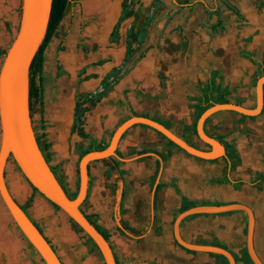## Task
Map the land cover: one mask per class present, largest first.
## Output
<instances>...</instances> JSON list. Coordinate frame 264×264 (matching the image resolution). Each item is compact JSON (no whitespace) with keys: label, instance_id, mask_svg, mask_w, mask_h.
Here are the masks:
<instances>
[{"label":"crops","instance_id":"0c3cea01","mask_svg":"<svg viewBox=\"0 0 264 264\" xmlns=\"http://www.w3.org/2000/svg\"><path fill=\"white\" fill-rule=\"evenodd\" d=\"M5 1L14 6L16 0H3V9ZM161 1L164 6L156 18L164 20L151 34L155 39L143 44L148 51L134 74V82L139 83L135 85L137 90L124 93L122 87L103 98L92 120L85 122L88 139L72 134L79 97L77 78L73 92L64 95L54 89L53 98L47 101L46 85L55 76L63 77L58 76V66L66 71L59 63L51 74L49 48L46 51L44 120L47 125L55 124V140H49L57 156L53 165L58 166L72 154L71 165L61 171L71 191L77 188L81 154L93 143L109 145L115 130L133 116L157 121L192 146L207 150L208 145L198 138L194 128L200 109L208 103L218 104L215 100L221 96L228 103L256 107V85L264 69V24L259 16L264 0H231L233 9L221 8L218 0ZM171 17L170 24H166ZM240 17L246 18L247 24L241 26ZM231 19L235 22L228 28ZM218 22L224 26L222 32L212 29ZM248 53L258 65L243 56ZM205 131L225 148H234L240 164L228 155L213 161L197 158L171 144L158 131L135 125L122 137L117 157L89 165V211L85 213L98 216L97 223L109 236L117 264H224L223 255L187 250L176 241L175 222L182 212L192 208L183 211L184 199L194 202L193 207L243 204L251 208L255 215L254 248L264 263V182L260 190L255 185L256 179L264 176V109L256 117L219 111L205 123ZM6 171L7 184L9 172L19 177L21 184L25 180L15 166ZM218 179L230 182L213 183ZM240 180L244 184L237 187L235 182ZM32 196L33 208L30 211L28 207L31 218L43 231V225L50 229L38 209L42 205L49 213L44 197L35 196L27 188L26 194L18 198L13 195L21 204H27ZM247 230L244 211L195 214L180 224L186 242L224 248L237 264H248ZM44 234L58 253L54 241ZM53 235L69 262L77 264L79 256L71 250V239L66 243L58 231ZM87 264H96V258Z\"/></svg>","mask_w":264,"mask_h":264},{"label":"water","instance_id":"95a60500","mask_svg":"<svg viewBox=\"0 0 264 264\" xmlns=\"http://www.w3.org/2000/svg\"><path fill=\"white\" fill-rule=\"evenodd\" d=\"M54 0H22L21 19L15 38L8 49L0 71V198L11 219L23 236L32 245L45 264H64L58 253L41 233L31 218L14 199L5 178L9 158L18 165L23 177L47 201L60 210L93 240L105 264H117L110 243L89 221L82 211L89 188V165L94 161L117 157V149L123 135L135 125L148 126L186 153L197 158L213 161L226 157L225 146L205 131L208 118L219 111H234L248 117L262 114L264 109V76L256 85V107L246 108L234 103L214 104L206 109L197 122L198 138L209 146L203 150L196 148L177 136L164 125L150 118L133 116L123 122L114 132L109 145L103 150L87 153L79 162V190L75 199H70L59 183L42 154L32 126L29 109V72L49 27ZM244 211L248 216L247 249L254 264H264L254 248L255 215L251 208L243 204L223 206L202 205L192 207L180 214L175 222V239L187 250L213 253L225 256L229 264H237L233 254L221 247L195 245L186 242L180 234L181 222L195 214H221Z\"/></svg>","mask_w":264,"mask_h":264},{"label":"rangeland","instance_id":"374dc122","mask_svg":"<svg viewBox=\"0 0 264 264\" xmlns=\"http://www.w3.org/2000/svg\"><path fill=\"white\" fill-rule=\"evenodd\" d=\"M89 1V2H88ZM124 0H115L116 15L113 20L104 26V16L100 12L97 6L96 0H76V5L67 14L63 20L60 31L59 39H54L49 47L47 60L50 64V73L56 72V65L61 63L66 71V75L62 78L55 76L52 83H48L47 86V101H51L53 98V91L61 90L64 95L73 92L74 81L77 78V91L79 95L84 93H91L95 98H101L100 101L90 109L85 115V122H89L94 117V113L97 112L98 104L106 98L111 92L125 89L124 93H133L139 84L134 82V74L138 70L141 59L145 57L148 49L143 48V44L149 43L155 36L151 35L154 28H157L158 24L163 22L164 17H157L159 10L163 8V2L161 0H136L134 8L138 13L137 19L134 17L123 19L122 18V3ZM3 0H0V71L8 49L13 42L16 32L19 27L22 10V0H16L14 6H11L9 1H5V7L2 8ZM90 3H93V7H88ZM215 3V2H213ZM221 8L233 9L231 0H218ZM177 14V13H176ZM261 17L260 21L264 24V8L259 12ZM171 17L166 21V24H170ZM102 20V21H101ZM235 20L228 21V28L234 25ZM240 25L247 24V19L240 17ZM209 23V21L207 22ZM135 24V32L138 33V44L133 46L137 47L133 56L127 57V41L132 25ZM118 25V35L113 37L115 27ZM228 28H226L228 30ZM76 58V60L74 59ZM72 61V62H71ZM76 61V62H75ZM49 110L47 116H49ZM52 110V108H51ZM40 114H34L31 117L32 126L35 135L40 133L39 128ZM49 121V117L47 118ZM54 122H50L47 126L48 140H55L56 129L54 128ZM74 134V133H72ZM0 139H1V124H0ZM55 147V146H54ZM53 149V146H52ZM67 158L63 160L58 166H54L57 161V156L54 153L51 165L58 167L59 173L69 168L71 165L72 154L66 155ZM79 163V162H78ZM77 163V183L79 179ZM14 166V162L10 161L7 168ZM18 171V170H17ZM62 176V175H61ZM8 185L11 192L15 197L24 195L26 191L20 193L15 191L14 185L20 184L30 192L32 187L25 180L20 182L19 177L15 176L12 172L8 173ZM70 190V194L74 193ZM34 193V191H33ZM35 196H39V193H34ZM33 202L28 204L30 211L33 208ZM89 201L84 207L85 211H89ZM47 211H39L44 216V223L50 226L48 229L43 225V229L46 235L55 243L58 253L62 256L67 264H71L64 254V251L59 246V243L54 240V231L59 233L63 241L70 242L71 250L77 252L79 259L77 264H87L96 258V264H105L103 258L97 251H93L92 246L87 243V237L84 233H79L77 229L72 225L71 221L61 211L57 210L49 201L47 202ZM0 228L5 235H10L13 242H19L20 248L16 254L17 263L19 264V257L22 256V264H44L43 260L34 248L30 246V243L23 236L22 232L17 228L14 221L7 213L5 206L0 198ZM7 226L10 230H7ZM70 234V236H69ZM71 237V238H70ZM15 262V263H16Z\"/></svg>","mask_w":264,"mask_h":264},{"label":"trees","instance_id":"16d2710c","mask_svg":"<svg viewBox=\"0 0 264 264\" xmlns=\"http://www.w3.org/2000/svg\"><path fill=\"white\" fill-rule=\"evenodd\" d=\"M136 0H124L122 3V18L123 19H128L131 17H134L137 19L138 13L134 8V3ZM76 5V0H54L53 1V8H52V13H51V19L49 23V27L46 33V36L36 54L34 57L31 67H30V72H29V109H30V116L32 117L34 114H40L41 115V120L39 121V128L38 130L40 133L36 134V140L38 143V146L44 155L46 161L48 164L51 165V161L53 160L54 153L52 151V143L48 140V134L46 133V130L48 128L45 120H44V65L46 61V51L49 48L50 44L55 38H59V30L61 27V24L63 20L66 18L67 14L72 10V8ZM215 32H222L224 30V26L222 22H218L215 26L212 28ZM118 35V25L115 27L114 32H113V37ZM138 33L135 32V24L132 25L130 33L128 35V41H127V52L126 55L127 57H131L135 54L136 49L134 48V44L138 43ZM244 57L252 61L253 63L257 64L258 63L254 60V56L252 54H243ZM66 73L63 71L61 66H58V76H64ZM261 76H264V69L260 72ZM101 98H95L93 94L91 93H84L79 95L78 101H77V106L75 109V122L72 127V133H77L80 137L83 139H88L89 136L86 134L84 126H85V115L87 112L90 111L92 107H94ZM216 102L220 104L228 103L229 100L225 98L224 96H221L215 100ZM211 104H207L203 109H200L197 113L196 116V121L194 124L195 132L197 133L196 126L198 119L200 116L203 114V112L210 107ZM209 118L207 119V121ZM206 121V122H207ZM148 127V126H145ZM168 128V127H167ZM169 129V128H168ZM161 134V133H160ZM162 135V134H161ZM125 134L123 135V137ZM163 136V135H162ZM165 139H167L165 136H163ZM169 142L175 146L172 141L169 140ZM108 145H97L93 143L86 151H84L81 154V158L84 155H86L89 152L96 151V150H103L107 147ZM228 152V157L231 160H236L237 165L240 164V159L237 157V154L235 152V149L232 147L226 148ZM79 160V162H80ZM107 160V159H104ZM108 160H112V158H108ZM79 165V163H78ZM116 165V164H115ZM233 169V167H232ZM51 170L55 174L56 178L58 179L60 184H63L66 187V184L64 183V180L62 176L60 175V171L58 167H53L51 166ZM79 174V170H78ZM230 179H218V180H213V183L217 184H224V183H229ZM264 182V176L259 177L256 179L255 185L257 188L260 190V185ZM236 186H241L244 184V181H237L235 182ZM62 186V185H61ZM33 188V187H32ZM79 190V179L77 183V188L76 191L72 194H69L68 197L70 199H75ZM34 193H39L37 189L33 188ZM40 194V193H39ZM33 201V198L30 199L29 204H31ZM184 202V207L183 211L193 207L195 205L194 202H190L187 199L183 200ZM52 204V203H51ZM88 204V196L85 200V202L82 204L81 208L82 211L85 213L84 207ZM57 210H60L58 206L55 204H52ZM86 214V213H85ZM86 217L89 219V221L97 228V230L105 237L107 241H109V236L107 235L106 232H104L101 227L98 225V216H92V215H87ZM72 225L77 229L79 233H84V231L78 227L76 223H74L72 220H70ZM126 228L128 226L123 223ZM131 230L133 233H135L134 230L128 228ZM85 236L87 237V243L92 246L93 251H97L99 254L98 247L95 245L93 240L89 238L86 234ZM32 247V245L30 244ZM33 248V247H32ZM246 258H247V263L248 264H254L248 254V251L246 250ZM101 256V254H100ZM102 257V256H101ZM44 262V261H43ZM223 262L224 264H229L228 259L226 257H223ZM45 264V263H44Z\"/></svg>","mask_w":264,"mask_h":264},{"label":"bare ground","instance_id":"6f19581e","mask_svg":"<svg viewBox=\"0 0 264 264\" xmlns=\"http://www.w3.org/2000/svg\"><path fill=\"white\" fill-rule=\"evenodd\" d=\"M96 2L98 8L100 9V12L103 13L102 15L104 16V26H107L116 15L115 0H96ZM92 4L93 3H90L88 7H93L94 5ZM14 189L15 191H18L20 193L26 191V189L18 183L14 185ZM38 207L40 211L46 210L42 205H38ZM12 240V237H10V235H5L0 228V264H15V262L17 261L16 254L20 246L18 241L13 242Z\"/></svg>","mask_w":264,"mask_h":264},{"label":"flooded vegetation","instance_id":"af4514ba","mask_svg":"<svg viewBox=\"0 0 264 264\" xmlns=\"http://www.w3.org/2000/svg\"><path fill=\"white\" fill-rule=\"evenodd\" d=\"M190 144V143H189ZM208 149H209V146H208ZM227 151V150H226ZM228 155V154H227ZM226 155V156H227ZM224 158V157H223ZM10 161H13L14 162V166H15V168L21 173V171H20V169H19V167H18V165L16 164V162L13 160V158H9V160H8V163L10 162ZM8 165V164H7ZM50 167H51V165H50ZM22 174V173H21ZM6 175H7V171L5 170V178H6ZM29 184V183H28ZM30 185V184H29ZM62 185V187H63V189H64V191L66 192V194L67 195H69L70 194V188L68 187V185H66V187L63 185V184H61ZM31 186V185H30ZM9 187V186H8ZM32 187V186H31ZM33 189V188H32ZM31 198H33V201H34V197L32 196V197H30V198H28V200H27V204H21L16 198H14L16 201H17V203L20 205V207L23 209V211H25V213L31 218V216H30V214H29V212H28V204H29V202H30V199ZM32 201V202H33ZM31 220L33 221V223L37 226V228L41 231V233H43L44 234V231L42 230V228L40 227V225L37 223V222H35L32 218H31ZM15 223V222H14ZM15 225H16V223H15ZM17 226V225H16ZM17 228H18V226H17ZM19 229V228H18ZM7 230H10V227L9 226H7ZM20 230V229H19ZM45 235V234H44ZM49 241V240H48ZM50 243V242H49ZM53 247V246H52ZM54 248V247H53ZM55 249V248H54ZM56 251V250H55ZM6 260V259H5ZM0 261H1V259H0ZM3 262H4V260H3ZM23 263V261H22V256H20L19 257V264H22ZM30 264H34L33 262H31Z\"/></svg>","mask_w":264,"mask_h":264}]
</instances>
